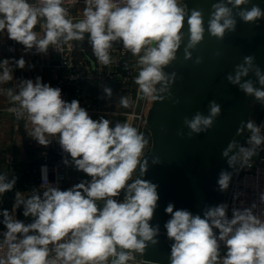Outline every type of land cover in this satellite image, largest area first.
I'll use <instances>...</instances> for the list:
<instances>
[{"label": "clouds", "instance_id": "1", "mask_svg": "<svg viewBox=\"0 0 264 264\" xmlns=\"http://www.w3.org/2000/svg\"><path fill=\"white\" fill-rule=\"evenodd\" d=\"M79 2L0 0V33L23 45L25 52L34 49L36 54H47L50 47L72 48L71 42L87 37L92 54L104 66L114 62L111 53L121 45L123 52L135 57L137 99L154 102L172 99L177 73L165 69L178 59L182 46L184 60L199 65L203 58L193 57V52L206 33L223 41L236 31L238 20L264 21V9L252 0H216L207 27L203 10L189 9L185 0H84L81 15L73 17L70 8ZM37 26L41 32L35 31ZM13 65L24 69L26 61L23 57L0 61V85L13 81ZM124 67L127 70L129 65ZM250 75L255 80L247 79ZM226 79L264 104V70L254 55L245 56ZM104 92L111 99L112 89L106 86ZM0 95L12 105L7 111L26 121L29 137L44 147L56 140L71 158L63 163L90 178L61 190L49 183L44 167L39 188L17 191L11 211L0 210L5 229L0 232V264H129L136 262L137 254L143 257L149 245L159 243V226L150 224L159 200L158 186L142 178L149 163L145 150L150 147L143 132L127 122L91 118L78 100L65 101L61 89L43 83L41 77L0 88ZM132 103L129 96H122L118 106L127 109ZM221 111L213 100L206 115L197 111L185 117L187 136L207 133ZM245 129L246 146L233 139L222 151L230 168L251 169L253 158L264 151V124L252 119L241 122L236 135ZM177 135L185 133L181 129ZM151 162L159 164V157ZM231 180L232 174L222 170L219 190L226 191ZM15 184L16 177L0 173V196ZM259 203L264 205V192ZM21 207L31 222L16 218ZM257 207L253 202L250 207L233 208L229 218L227 204H220L201 217L183 209L174 211L170 203L165 211L171 219L164 226L173 241L170 264H264V211L255 212ZM140 264L152 262L142 259Z\"/></svg>", "mask_w": 264, "mask_h": 264}, {"label": "water", "instance_id": "2", "mask_svg": "<svg viewBox=\"0 0 264 264\" xmlns=\"http://www.w3.org/2000/svg\"><path fill=\"white\" fill-rule=\"evenodd\" d=\"M185 2L189 9L203 10L207 27L211 6L216 0ZM252 3L264 9V0H252ZM184 31H187V24ZM216 50L222 55L214 56ZM177 55L178 59L165 69L177 73L171 89L172 99L153 101L144 133L150 147L145 150L149 163L142 178L155 183L159 195L150 221L153 227L159 226V243L149 245L142 257L152 264H170L173 241L167 238L164 227L171 219L165 211L170 203L174 211L183 209L201 217L206 209L223 204L226 191L219 190V173L226 170L233 176L235 169L228 166L222 151L233 139L244 145L247 130L239 136L236 132L241 122L251 119L254 99L229 83L226 77L247 55H254L256 64L264 70V21L246 24L238 20L236 31L228 33L223 41L206 33L204 41L193 52V57L203 58L199 65L184 60L183 46ZM247 79L255 80V77L250 75ZM177 99L178 104L174 103ZM213 100L222 109L215 125L207 133L189 138L184 118H191L197 111L206 115L209 102ZM181 129L185 133L183 137L177 135ZM153 157H159L160 163L152 164Z\"/></svg>", "mask_w": 264, "mask_h": 264}, {"label": "built area", "instance_id": "3", "mask_svg": "<svg viewBox=\"0 0 264 264\" xmlns=\"http://www.w3.org/2000/svg\"><path fill=\"white\" fill-rule=\"evenodd\" d=\"M78 5H84V0H80ZM72 7L70 8V13ZM75 46L70 48L68 45H62L57 50L52 47L54 53L60 60L61 76L58 79V87L62 92V99L67 102H71L74 98L72 96V90L74 87L80 85V89H77V95L83 97L85 101L91 100L93 105L100 106L101 103L106 104L109 108H114L118 105V98L122 96H129L131 82L137 75V71L132 67L127 70L124 65L133 61L135 63V57L131 53H125L122 50L121 45H115V50L111 53L113 57V63L104 66L101 65L94 55L89 56L85 48L87 43V37L83 42H71ZM81 53V57L78 59L76 53ZM70 66V67H69ZM87 87L91 85V92L87 89L83 90L82 85ZM101 84V85H100ZM110 87L112 89L111 99L107 98L104 91L100 92V89L95 87ZM139 99H137L138 104ZM91 108V107H90ZM151 108V107H150ZM139 111L131 115L121 112L108 111L109 119L113 122V118L116 116H129L133 117L134 125L142 132V129L146 125L148 111ZM95 110H99L94 107L90 109V113L93 114ZM257 124H264V107L257 114L251 116ZM133 125V124H132ZM248 136V135H247ZM247 139V137H246ZM58 143V142H57ZM244 145L246 146V140ZM69 158L65 154L58 143L57 158L53 160L49 155L43 154L41 156V164L39 170H34L35 177V189L39 188L42 183V169L47 168V177L50 184L60 187L61 190H67L68 184L71 182L72 175L77 172L76 168L72 165H65L63 160ZM264 192V151L259 153L258 157L253 158V167L251 169L238 170L235 169L230 182L229 188L226 190L223 204H227V215L231 218L233 208L250 207L253 202L257 203L258 207L254 209L255 212L260 213L264 211V205L259 203V194ZM239 194V195H238ZM3 232V231H0ZM142 257L137 254L136 262H129V264H140Z\"/></svg>", "mask_w": 264, "mask_h": 264}, {"label": "crops", "instance_id": "4", "mask_svg": "<svg viewBox=\"0 0 264 264\" xmlns=\"http://www.w3.org/2000/svg\"><path fill=\"white\" fill-rule=\"evenodd\" d=\"M83 8L84 5L77 4L72 7L71 15L73 17L80 16ZM35 31L41 32L39 26H37ZM85 48L87 54L92 56L91 46L88 44ZM10 49L12 50L10 51ZM21 57L26 61L25 68L19 69L13 65V81L9 82V84L0 85V88L12 87L21 79H32L35 81L36 77H41L43 83L58 87V79L61 76L60 60L52 47L49 48L47 54H36L34 49L31 52H25L23 45L8 39L6 34L0 33V61L6 58L18 60ZM76 57L79 59L81 53L77 52ZM74 94L72 90V96ZM11 106L8 99L0 95V173H8L9 179L16 177V184L13 190L0 196V210L7 209L9 211L12 209L17 191L30 192L35 189L36 175L34 170H39L41 156L47 154L53 160H56L58 147L56 140H53L49 146L44 147L29 137L28 129L25 127L26 121L17 120L12 113L7 111ZM68 159L71 158L69 157ZM72 178L68 184V189L82 180L90 179L80 171L75 172ZM16 218L25 223L31 222V218L23 216L22 207L17 209ZM0 220H2V217H0ZM4 230V226L0 224V231Z\"/></svg>", "mask_w": 264, "mask_h": 264}, {"label": "rangeland", "instance_id": "5", "mask_svg": "<svg viewBox=\"0 0 264 264\" xmlns=\"http://www.w3.org/2000/svg\"><path fill=\"white\" fill-rule=\"evenodd\" d=\"M134 64L133 61H131L130 63H128L129 67H132V65ZM86 85V81H85V84L82 85V89L85 90L87 89L85 92H87L89 90V92H91V95L92 94V89H91V85H88L89 87L85 86ZM101 85V84H100ZM105 88V87H104ZM104 88H102V86L100 87H95V89H100L99 91L102 92L104 91ZM137 88L138 86L134 83V80L131 82V86H130V93L131 95H129V97L132 99L133 103H132V106L127 108V109H124L122 111V113L124 114H128V115H131L134 113H138L140 110L141 111H147L148 108L152 107V103L153 101H150V100H139L138 101V104H137ZM77 89H80V85L77 87H74V98L73 99H76L79 101L80 103V106L85 108L87 110V112L89 113L90 117L93 118V119H99L100 117H104V118H107L109 119V115H108V111H112V112H121L122 108L119 107L118 105H116L114 108H109L106 104L104 103H101L100 106L99 104L98 105H93L91 100H88V101H85V99L83 97H80L77 95ZM72 99V100H73ZM118 100H120V97L118 98ZM118 104H119V101H118ZM91 107V108H90ZM92 107L99 109V110H95L93 114H91L90 112V109H92ZM264 107V104H262L261 102L255 100V98L253 99V102H252V116L253 115H257ZM151 109V108H150ZM150 111V110H149ZM148 111V113H149ZM148 117V116H147ZM118 120V122H127V123H130V124H133V117H129V116H116V118H113V124H115V122ZM121 120V121H120ZM142 132L145 133V127L142 129Z\"/></svg>", "mask_w": 264, "mask_h": 264}]
</instances>
